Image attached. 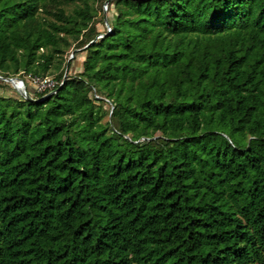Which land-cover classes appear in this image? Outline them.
<instances>
[{
    "label": "trees",
    "instance_id": "trees-1",
    "mask_svg": "<svg viewBox=\"0 0 264 264\" xmlns=\"http://www.w3.org/2000/svg\"><path fill=\"white\" fill-rule=\"evenodd\" d=\"M106 1L0 0V264H264V0Z\"/></svg>",
    "mask_w": 264,
    "mask_h": 264
},
{
    "label": "built area",
    "instance_id": "built-area-1",
    "mask_svg": "<svg viewBox=\"0 0 264 264\" xmlns=\"http://www.w3.org/2000/svg\"><path fill=\"white\" fill-rule=\"evenodd\" d=\"M106 9V7H105ZM107 31L109 30V27H107ZM1 77V76H0ZM2 81L13 85L14 87L18 89H23L27 91V93H38V94H43V96L48 95V94H54L56 92V89L58 86L62 85L63 80L59 83L55 79L50 78V77H39V76H29L28 78L30 79L31 83L26 84L23 79L18 78V77H13V78H4L1 77Z\"/></svg>",
    "mask_w": 264,
    "mask_h": 264
},
{
    "label": "rangeland",
    "instance_id": "rangeland-1",
    "mask_svg": "<svg viewBox=\"0 0 264 264\" xmlns=\"http://www.w3.org/2000/svg\"><path fill=\"white\" fill-rule=\"evenodd\" d=\"M106 5L104 3V5L102 7L103 8L102 9V13L100 11L98 12V18L101 17V16H102V18H104V16H105V17H107L109 19V16L111 15V12L107 13V11L105 9ZM104 27L106 28L105 23H104ZM108 27H109V25H108ZM97 29H98V31H101L103 29V26L101 25L100 22L97 24ZM68 58L71 59L72 55H70ZM82 61H83V54L78 52L77 56L75 57V59L73 60V62L71 64V69H70V73L71 74H74V73L78 72L81 69ZM23 80H24V82L26 84L31 83V81H30V79L28 77H24ZM9 86L12 88V90L11 89L8 90L7 88H4V89H0V91H4L5 93L8 92V94H11L12 92H15L13 87L11 85H9ZM105 120H107V117L105 118Z\"/></svg>",
    "mask_w": 264,
    "mask_h": 264
},
{
    "label": "water",
    "instance_id": "water-1",
    "mask_svg": "<svg viewBox=\"0 0 264 264\" xmlns=\"http://www.w3.org/2000/svg\"><path fill=\"white\" fill-rule=\"evenodd\" d=\"M108 2H109V0H107L106 2H105V5L106 4H108ZM104 23H105V25L108 27V23H107V19H106V17L104 16ZM105 34H101V35H99V36H97L96 38H99V37H102V36H104ZM93 42V41H92ZM91 42V43H92ZM85 47H87V46H85ZM84 47V48H85ZM0 80H2V78L0 77ZM12 87H13V89L15 90V92L22 98V99H24V100H27V101H37V100H35V99H33L32 97H31V95L29 94V93H27V91L25 90V88H23V89H18V88H16V87H14L13 85H11ZM52 94H48V95H45V96H43V98H46V97H49V96H51Z\"/></svg>",
    "mask_w": 264,
    "mask_h": 264
}]
</instances>
